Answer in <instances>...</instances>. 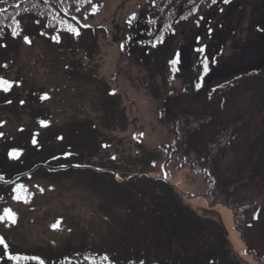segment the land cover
<instances>
[{
	"label": "rangeland",
	"instance_id": "374dc122",
	"mask_svg": "<svg viewBox=\"0 0 264 264\" xmlns=\"http://www.w3.org/2000/svg\"><path fill=\"white\" fill-rule=\"evenodd\" d=\"M23 1L0 0V11ZM151 1L56 0L78 36L28 14L23 32L0 37V78L12 85L0 90V177L11 182L35 167L0 185V217L5 210L15 216V223L0 220L8 246L0 245V264L15 262L8 255L55 261L83 254L111 264H263L264 208L238 228L228 208L188 200L207 191L204 176L166 163L172 134L160 108L182 78L179 51L191 55L206 23L182 26L159 47L128 46V20ZM262 2L236 0L221 13L225 30L213 33L218 45L209 50L225 44L224 73L258 62L261 34L249 26ZM60 165L76 168L49 169Z\"/></svg>",
	"mask_w": 264,
	"mask_h": 264
},
{
	"label": "trees",
	"instance_id": "16d2710c",
	"mask_svg": "<svg viewBox=\"0 0 264 264\" xmlns=\"http://www.w3.org/2000/svg\"><path fill=\"white\" fill-rule=\"evenodd\" d=\"M60 1L84 6L95 0ZM215 2L222 10L228 6L222 0ZM211 3L213 0H155L129 20L128 43H162L179 25L199 17ZM254 11L259 21L249 28L250 34H261L256 43L263 47L258 62L251 66L240 63L224 73L225 65H219L217 60L225 44H219L214 53L208 48L203 54L205 61L196 63L190 55L184 58L182 88L177 93L170 92L161 109L162 119L171 126L172 134V142L165 148L167 161L204 176L207 192L196 198H204L212 208L224 206L233 211L238 227L258 219L264 208V2ZM29 13L47 21L50 28L68 30L76 26L62 19L63 11L55 0H26L0 12V34L8 28L21 31V19ZM235 18L233 13L230 22ZM251 20L255 18L252 16ZM224 23L221 19L219 26ZM248 97L249 103L240 105L241 111L231 113L232 106ZM233 145H238L239 150L234 151ZM232 156L235 160L231 159L228 172L221 176L220 167ZM38 260L43 264H110L105 258L90 254ZM38 260L20 259L14 264H38Z\"/></svg>",
	"mask_w": 264,
	"mask_h": 264
},
{
	"label": "snow or ice",
	"instance_id": "6c2138e0",
	"mask_svg": "<svg viewBox=\"0 0 264 264\" xmlns=\"http://www.w3.org/2000/svg\"><path fill=\"white\" fill-rule=\"evenodd\" d=\"M213 2H215V0H213ZM229 2V0H225V3ZM135 17H133L132 19H134ZM70 32H72L73 34L75 35H79V32L77 31V29L75 28H71L69 29ZM13 35H15V33H13ZM25 41L26 42H29L27 40V38H25ZM200 51H203V49H200ZM172 63H176V61H173ZM12 87V85L9 83V81L7 80H4L2 78H0V90H2L3 92L7 93L10 88ZM35 143V141H34ZM13 155H15V153H13ZM0 179H2V177H0ZM23 190V185L19 186V188L17 189V191H22ZM41 191H43V189H41ZM21 197L20 196H17L16 199H20ZM9 219L12 223H15V216L9 211V210H5V214H4V217H0V220H3V219ZM254 218H257V217H254ZM0 245H3L5 248H7V244L5 243V240L3 237H0ZM20 259H29L28 257H19V256H12V255H8V260H15V261H19ZM32 259H37L38 258H35L33 257ZM105 259H107V257H105ZM38 264H43V261H39L38 260Z\"/></svg>",
	"mask_w": 264,
	"mask_h": 264
}]
</instances>
